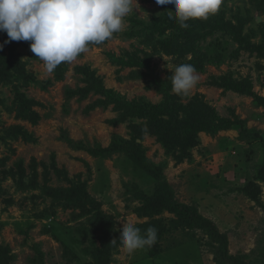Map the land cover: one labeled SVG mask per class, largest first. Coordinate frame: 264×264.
Wrapping results in <instances>:
<instances>
[{
	"label": "rangeland",
	"instance_id": "rangeland-1",
	"mask_svg": "<svg viewBox=\"0 0 264 264\" xmlns=\"http://www.w3.org/2000/svg\"><path fill=\"white\" fill-rule=\"evenodd\" d=\"M136 3L121 32L90 45L89 51L71 63H61L54 73L45 71L30 48L19 46L14 55L28 76L17 81L0 78V264H86L102 248L108 224L120 235L128 222L141 234L155 227L156 242L132 253L119 242L109 264H233L228 257L238 264H264V105L255 99L264 98V55L252 51L264 52V0H223L216 17L221 15L233 25L237 38L209 23L193 51L182 56L175 48L163 50L155 42H145L142 35L126 37L140 29L135 22L149 23L155 15L173 10L155 0ZM126 52L129 56L124 57ZM180 64L193 65L198 76L197 85L186 95L172 91L170 77ZM84 67L96 72L104 89L124 102L160 105L166 95L152 83L161 81L177 103L208 107L220 118L243 121L254 133L246 138L239 128L215 135L199 133L198 145L186 150L178 162L157 135L137 130L145 119L128 118L111 125L109 121L119 117L114 104L86 113L99 95L66 100L67 89L85 87L84 75L77 70ZM234 81L247 84L245 91L251 95L232 89L229 84ZM22 98L41 104L33 108L40 117L36 125L17 118L16 104ZM135 139L149 168L160 170L172 196L195 206L227 236L226 250L207 231L183 229L172 214L149 216L141 211L142 202L135 194L151 195L156 180L124 152L93 157L79 149L99 152L114 141ZM73 185L85 187L96 211L64 208L48 196Z\"/></svg>",
	"mask_w": 264,
	"mask_h": 264
},
{
	"label": "trees",
	"instance_id": "trees-1",
	"mask_svg": "<svg viewBox=\"0 0 264 264\" xmlns=\"http://www.w3.org/2000/svg\"><path fill=\"white\" fill-rule=\"evenodd\" d=\"M223 2V0H221ZM163 8V6H162ZM166 11V9H165ZM216 14V13H215ZM213 14L214 17L217 16ZM215 20H194L188 21L189 27L182 29L179 27L178 22L173 18L169 19L168 11L165 13L161 12L158 15L152 17L149 23L142 21L135 22L136 25L140 26L138 31H130L127 33V38H133L134 36H143L145 42L149 44L155 42V45L166 48L177 49L179 56H182L184 52H192L198 40L202 38L200 32L205 31L208 28L209 23H217L219 31H227L233 38H237V34L233 32L234 27L231 24L223 21L222 16ZM214 19V18H213ZM213 21V22H212ZM169 33L166 35V33ZM239 30V34H240ZM235 35V36H234ZM8 37L6 33L0 32V45H3L0 49V78L1 80H25L28 74L24 69V65H21L16 60L15 50L19 46H25L29 48V42L24 41H11L7 44L4 43ZM245 41V39H244ZM243 43V40H241ZM247 46L253 47V45ZM252 51L257 52L258 57H262L264 52L261 48H252ZM9 52V53H8ZM6 53H8L6 55ZM125 56H129L126 52ZM130 58V57H129ZM16 60V61H15ZM119 65H124L123 61L115 58V61ZM148 62V60L146 61ZM128 63L132 65V61L128 59ZM127 63V64H128ZM128 66V65H127ZM84 75L83 82L85 87L77 88L75 90L67 89L65 98L67 101L77 97L78 100L85 99L88 94L99 95L101 98L96 99L94 102L88 105L86 113L93 111L97 108L106 109L110 105L114 104V110L119 113V117L109 121V124L116 125L126 121L128 118H141L145 119L146 122L137 129H143L144 132L157 135L160 140L169 150H173L172 157L176 161L182 160L185 156V151L198 145L197 135L199 133H206L215 135L220 131H224L230 128H239L241 136L244 138L251 136L250 131L244 127L243 121L223 119L217 116V114L208 107H202L201 105L192 104L193 107L183 106L175 101L173 95L169 94L170 87H166V83L161 81H153V86L160 88L165 93L166 97L160 105H149L139 104L138 102H124L123 99H118L115 94L111 91L105 90L102 82L96 77V72L91 71L89 68L84 67L83 69H77ZM30 80L33 78L29 76ZM35 85H39L43 90L46 87L42 86L41 83L35 81ZM233 86L236 92L251 95L250 90L245 91L248 85H244L241 82H231L229 86ZM257 102L264 105V98L255 97ZM41 104L21 99L16 104V115L17 118L31 125H36L39 122V114L33 109ZM186 115L185 118H180V114ZM15 130V129H14ZM13 133V129L9 130ZM254 133V132H253ZM141 138V137H139ZM138 139V138H136ZM135 140L130 142L117 141L113 142L108 148L95 152L92 150L85 149L80 146L79 149H84L93 157L99 156V154H109L115 151H122L126 157L136 167H141L145 171L151 173L153 178L156 180L155 191L151 195H146L141 191H137L135 197L142 202L140 210L149 216L157 215L162 212L177 217V221L180 226L187 231H207L212 234L216 241L220 242L223 248L226 250L228 245L227 236L220 234L216 226L203 217L195 206L178 202L173 196L170 188L165 185V181L160 176V170L149 168V162L145 159L142 151V147ZM68 140V139H67ZM69 142V141H68ZM182 148V149H181ZM181 149V150H180ZM178 153V154H177ZM104 156V155H103ZM84 163V166L90 171L89 165ZM79 185H73L69 189H59V193L48 194L52 198L53 202L64 208H79L80 210L96 211L98 208L97 204L92 200L85 191V187ZM91 211V212H92ZM112 239H117L116 245H112ZM102 248L93 254V260L86 264H109L111 253L119 244V233L114 230L111 224H108L106 230L105 240L101 242ZM229 261L233 264H238L239 261L234 257H228Z\"/></svg>",
	"mask_w": 264,
	"mask_h": 264
},
{
	"label": "clouds",
	"instance_id": "clouds-1",
	"mask_svg": "<svg viewBox=\"0 0 264 264\" xmlns=\"http://www.w3.org/2000/svg\"><path fill=\"white\" fill-rule=\"evenodd\" d=\"M158 6L172 5L169 19L187 29L188 21L207 20L215 14L221 0H155ZM136 0H0V32L11 41L29 42L30 51L43 62L47 73L61 63H71L90 45H100L124 28V18L133 12ZM3 45H0L2 49ZM172 91L186 95L198 83L191 64L175 66L170 77ZM131 215V214H129ZM120 245L129 253L156 242L157 229L143 234L134 223H123ZM117 239L111 244L116 245Z\"/></svg>",
	"mask_w": 264,
	"mask_h": 264
}]
</instances>
